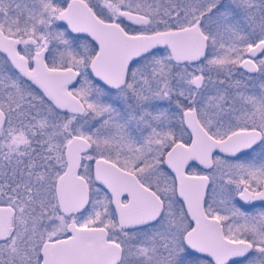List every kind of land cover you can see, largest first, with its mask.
<instances>
[{
  "label": "snow or ice",
  "instance_id": "6c2138e0",
  "mask_svg": "<svg viewBox=\"0 0 264 264\" xmlns=\"http://www.w3.org/2000/svg\"><path fill=\"white\" fill-rule=\"evenodd\" d=\"M0 264H264V0H0Z\"/></svg>",
  "mask_w": 264,
  "mask_h": 264
}]
</instances>
